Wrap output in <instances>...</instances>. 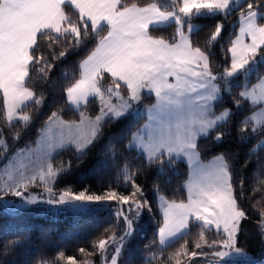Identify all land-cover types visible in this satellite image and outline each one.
<instances>
[{"label":"snow or ice","instance_id":"6c2138e0","mask_svg":"<svg viewBox=\"0 0 264 264\" xmlns=\"http://www.w3.org/2000/svg\"><path fill=\"white\" fill-rule=\"evenodd\" d=\"M65 3H71L78 11L79 19L73 20L65 14L62 7ZM262 8L264 0H248L246 7H240L239 34L230 41L231 47L227 49L231 53V62L220 73L213 71L211 53L192 44L190 34L195 28L190 21L204 15L226 17L234 10V0H172L168 6L152 3L145 7L136 3L129 5L122 0H0V120H5L12 128L16 141L21 132L15 130L13 121L23 122L26 129L33 119L30 114H19L22 106L33 101L40 107L45 99L26 86L31 73L37 72L39 78L47 82L55 67L47 55H37L39 38L44 36L48 48L53 49L61 38L71 37L70 41L66 40L68 49L52 59H63L73 49L92 45L77 66L79 77L64 88L65 106L73 107L78 120L62 118L65 106L51 112L45 125L59 126L60 139L51 135V127L41 128L40 132L48 141V150L30 168L21 163L15 174L6 173L7 180L0 181V211L15 213L25 205L38 203L75 207L115 201L120 206L127 205L126 210L120 207L116 211L117 218L123 222L122 234L101 239L94 246L104 255L110 251L111 242L114 252L111 264H118L124 245L133 240L139 230L137 221L144 209L151 211V203L143 198V187L136 182V177L145 167L164 175L184 157L190 168L186 182L187 201H169L163 194L158 195L163 214L160 243L164 244L188 229L190 222H200L205 229L214 227L217 239L209 243L201 231L195 249L207 246L213 251L189 252L186 241L169 259H176V264H180L179 257L184 254L192 258L212 255L221 258L218 264H225L224 258L232 253L240 254L238 244L242 224L249 219L241 203L244 181H240L238 198L228 156L221 153L204 163L200 138L221 144L225 136L233 134L241 143L264 137V104L251 115L240 112L245 101H264V75L258 74V83L244 86L237 95L232 94L229 85V78L258 73V66H264V12L259 11ZM172 21L177 25L175 35L179 38L175 42L155 38L150 33V26ZM185 24L189 26V35L182 31ZM105 25L107 33L100 35ZM223 30V23L217 22L205 42L206 47L217 41ZM245 37L250 42H246ZM257 88L260 89L259 98ZM146 94H154L150 106L144 105ZM90 98L98 102L94 117L86 110L93 103ZM145 116L146 123L140 125V119ZM109 121L127 122L128 136L122 135L120 139H128L122 163L131 193L123 194L111 188L103 194L92 193L88 188L76 192L71 186L55 192V183L71 172L73 161L71 158L57 161L52 152L63 148L72 152L77 160H82L102 135L103 125ZM229 125L235 127V133ZM261 143L264 144V140ZM6 147L7 140L0 129V155L6 154ZM134 149L138 150V157L134 158H139L140 164L131 171L127 154ZM21 151L24 149H18L17 154ZM247 164L246 161L245 167ZM261 167L264 168V164ZM259 183L264 184V180ZM34 188L43 191L33 193ZM153 191L160 192L158 184ZM44 193L48 194L47 199ZM8 196L23 203L8 201ZM257 227L264 236V208L259 211ZM20 243L19 240L12 241L13 246ZM60 260L78 264L75 258H65L63 253L43 264H58ZM84 264H91V261Z\"/></svg>","mask_w":264,"mask_h":264},{"label":"trees","instance_id":"16d2710c","mask_svg":"<svg viewBox=\"0 0 264 264\" xmlns=\"http://www.w3.org/2000/svg\"><path fill=\"white\" fill-rule=\"evenodd\" d=\"M129 5L136 3L140 7H145L152 3L168 6L172 0H122ZM248 0H241L235 5L234 10L225 16H209L191 18V25L195 30L190 34V40L194 46H199L202 50L211 53V66L214 72L222 73L225 67L230 65V56L227 49L231 46L230 41L234 40L240 23V7H246ZM63 10L73 20L79 19L77 12L69 5H63ZM178 10V8H177ZM264 12V8L259 9ZM217 22H222L224 30L221 36L213 44L206 47ZM189 27L183 26V30ZM177 26L170 23L165 26L150 27V33L155 38L163 37L175 42ZM107 27L100 35H105ZM189 35V34H188ZM98 39V37H97ZM71 37L61 38L54 45L53 49L48 48V41L44 36L38 40L40 48L37 55L44 53L55 67L51 72V78L45 82L39 78V74L33 71L27 85L36 92L37 96H43V105L37 107L33 101L28 102L21 113L30 114L33 119L26 127L22 122H15L16 131H20V139H13V130L7 125L5 120H0V129L4 132L7 140L5 157L10 156L14 151L33 146L38 138L41 128L45 125L47 117L52 111L65 106L64 88L74 82L79 77L78 64L88 54L91 44L87 48L79 50L73 49L68 52L63 59H52L58 56L61 51L68 49ZM258 73L241 75L229 79V85L233 95L244 86H251L258 82L257 75H264V66H258ZM108 81H105L107 84ZM126 92V88H124ZM87 106V111L94 117L97 114L98 102ZM153 96L145 95L144 105L149 106L153 103ZM84 107V106H83ZM257 109L248 102H244L240 112L250 115ZM0 114H2V94L0 93ZM62 118L65 120H78V114L69 106L64 107ZM145 118L140 119L142 125ZM125 123H113L109 121L103 125L102 135L96 143L88 150L82 160H77L72 152L63 149L53 158L57 161L69 158L72 159V169L70 173L63 175L54 185V191L59 192L71 186L76 192L88 188L90 192L103 194L109 188L117 190L123 194H130L132 191L130 182H127L123 173L124 164L122 163L124 148L128 144V139H120L123 135L128 136ZM223 127V126H222ZM233 132L236 129L234 126ZM264 137H254L243 143L239 142L236 135L225 136L223 143L213 144L210 141L200 138V152L203 162L212 159L218 154L228 156L236 186V195L240 196V181L243 179V200L242 206L247 210L249 219L242 224V231L239 236L238 247L241 253L235 257L225 259V264H264V236L261 235L257 227L259 211L264 208V184L259 180H264V147H257ZM255 149V151H251ZM115 153V155H113ZM131 161L130 170L135 171L140 164L138 152L134 149L128 154ZM246 161L248 162L245 167ZM188 167L181 161L177 162L168 169L164 175H159L154 168L145 167L142 174L136 177V182L143 187L144 199L151 203V211L144 209L141 218L137 221L139 230L133 240L124 245L123 252L118 258V264H176V259H169L181 249L187 241L188 251H204L210 253L213 249L207 246L203 249H195V243L199 241V234L204 232L205 240L209 243L217 239V231L205 229L200 224L190 222L187 231L177 239L160 247L158 243V231L162 225V215L159 209L158 195L163 194L165 199L171 201L181 200L186 202L185 183L188 179ZM159 185L160 192L153 191L155 185ZM255 206V207H254ZM125 210L127 205L122 206ZM49 209L45 214L40 209ZM118 204L115 201L97 205L84 212L59 207H26L15 213L0 211V264H43V262L55 260L60 253L66 257H73L78 264L91 261V264H102V255L94 246L99 240L107 239L110 236L122 234L123 222L116 216ZM222 236V233H220ZM19 240L21 243L13 246L12 241ZM105 253L104 263L112 249ZM80 249L85 251L82 253ZM91 253V255H89ZM219 258L212 255L197 256L195 258L184 254L179 257L180 264H216ZM58 264H66V260H60Z\"/></svg>","mask_w":264,"mask_h":264},{"label":"rangeland","instance_id":"374dc122","mask_svg":"<svg viewBox=\"0 0 264 264\" xmlns=\"http://www.w3.org/2000/svg\"><path fill=\"white\" fill-rule=\"evenodd\" d=\"M240 1L241 0H234L235 5L239 4ZM65 4L71 5V3H65ZM170 23H175V22L172 21ZM170 23L163 24V26H165L167 24H170ZM158 26H162V25H158ZM105 27H107V26L105 25ZM154 27H156V26H154ZM194 28H195V26H194ZM182 31H184L185 35H188L189 32H190V29H189V27H187L186 30H183V27H182ZM177 39H179V38L177 37ZM170 80H171V78H170ZM153 96H154V94H153ZM28 102H30V101H28ZM28 102H26L25 105ZM25 105H23L22 108ZM71 108H73V107L71 106ZM19 114H23V113L20 112ZM15 122H19V121H15L14 120L13 123H15ZM43 127H45V128L46 127H51V130H52L51 131V135L56 140H59L60 139L61 129L59 128V126H57V125H55L53 123L52 125H44ZM64 135L67 136V130L66 129L64 130ZM36 141H39V143H36L35 142V144L33 146L26 147V148H22V149H24V151L19 152V154H17V150H16L10 156L5 157V158H4L5 154L0 155V160H1V163H0V181L7 180V174H6L7 172H12L13 174H15L16 169L19 167V165L21 163H23L25 165H28L29 168H30L32 166V164H34V163H36L38 161V158H40V157L43 156V154L48 150V148H47L48 141L46 140V138L44 137V135H43L42 132L39 133L38 138L36 139ZM62 150H63V148H57V149H55L52 152V157H54L57 153H59ZM179 159L183 160L188 165V162H187V159L186 158L181 157ZM188 167H189V165H188ZM189 173H190V168H189ZM42 191H43L42 188H34V189H32V192L33 193H40ZM186 192H187V188H186ZM44 198L45 199L48 198V194L47 193H44ZM186 199H187V197H186ZM6 200H8V201H14L15 203H19V204H22L23 203L18 198H14V197H11V196H8L6 198ZM103 204L104 203H98V204L97 203H93V204H89V205H85V206H79V205H77L75 207H72V206H67V205H48L46 203H38V204H35V205H25L24 207L18 209L17 211H19L21 209H24L26 207H32V206L46 207L47 206V207H54V208L55 207L65 208V209L73 210V211H76V212H84V211H87V210L91 209L94 206L103 205ZM159 206L161 208V202L160 201H159ZM47 210H49V209L43 208V209H40V212L42 214H45ZM194 223L202 225L200 222H194ZM162 225H163V221H162ZM210 229H214L215 231H217L214 227L213 228H210ZM186 231H187V229L182 230V232L178 233L176 236L169 238L164 244H161L160 243V239H159V235H158V243H159V246L160 247H165L166 245H168L169 243H171L172 241H174L175 239H177L180 235L184 234ZM221 250L230 251L228 249H221ZM113 254H114V252L111 251L110 252V255H109L108 259H107V263L106 264H111V256ZM235 256H241V255H238L236 253H232L229 257H235ZM229 257H227V258H229ZM227 258H224V259H227ZM219 259H221V258H219ZM202 264H204V263H202ZM216 264H218V263H216Z\"/></svg>","mask_w":264,"mask_h":264},{"label":"crops","instance_id":"0c3cea01","mask_svg":"<svg viewBox=\"0 0 264 264\" xmlns=\"http://www.w3.org/2000/svg\"><path fill=\"white\" fill-rule=\"evenodd\" d=\"M65 5H68V4H65ZM69 6H71L76 12H77V14L79 15V13H78V11L72 6V5H69ZM163 26V25H162ZM151 27H154V26H151ZM156 27H159V26H156ZM239 28H240V23H239V26H238V31H237V35L239 34ZM107 33V32H106ZM236 35V36H237ZM236 38V37H235ZM178 40V39H177ZM245 41L246 42H250V41H248V39H247V37H245ZM231 47V46H230ZM229 56H230V62H231V53H229ZM230 79V78H229ZM256 83H258V82H256ZM255 83V84H256ZM126 88V87H125ZM259 95H260V89L259 88H257L256 89V96H257V98H259ZM153 98H154V96H153ZM91 99H93V98H91ZM246 102H248V104H250L251 106H255V107H257V109L255 110V111H258L259 110V108L261 107V105L262 104H264V101H260L259 103H252V101L251 100H248V101H246ZM69 107L71 108V106L69 105ZM83 107V106H82ZM73 109V108H72ZM253 113V112H252ZM251 113V114H252ZM250 114V115H251ZM146 122V116H145V120L143 121V123H142V125L144 124ZM262 140H264V138L262 139ZM261 140V141H262ZM261 141L258 143V145H257V147H264V144H262L261 143ZM137 152H138V150L137 149H135ZM178 160H181V159H178ZM211 160V159H210ZM209 160V161H210ZM181 161H183V160H181ZM209 161H207V162H204V163H208ZM184 162V161H183ZM185 163V162H184ZM186 164V163H185ZM187 165V164H186ZM187 167H188V165H187ZM188 171H189V167H188ZM188 178H189V174H188ZM187 181H188V179H187ZM186 181V182H187ZM185 189H186V183H185ZM186 195H187V192H186ZM159 209H160V213H161V215H162V219H163V214H162V210H161V208H160V206H159ZM159 232V231H158ZM158 235H159V233H158ZM181 236V235H180Z\"/></svg>","mask_w":264,"mask_h":264},{"label":"water","instance_id":"95a60500","mask_svg":"<svg viewBox=\"0 0 264 264\" xmlns=\"http://www.w3.org/2000/svg\"><path fill=\"white\" fill-rule=\"evenodd\" d=\"M0 163H1V160H0ZM118 207L120 208V207H122V206L118 205ZM104 256H105V254L102 255V264H105V263H104Z\"/></svg>","mask_w":264,"mask_h":264}]
</instances>
